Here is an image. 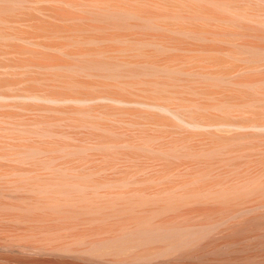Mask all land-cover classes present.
Masks as SVG:
<instances>
[{"label":"bare ground","instance_id":"bare-ground-1","mask_svg":"<svg viewBox=\"0 0 264 264\" xmlns=\"http://www.w3.org/2000/svg\"><path fill=\"white\" fill-rule=\"evenodd\" d=\"M0 264H264V0H0Z\"/></svg>","mask_w":264,"mask_h":264}]
</instances>
